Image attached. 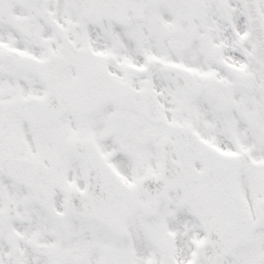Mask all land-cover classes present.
Listing matches in <instances>:
<instances>
[{
  "label": "snow or ice",
  "instance_id": "1",
  "mask_svg": "<svg viewBox=\"0 0 264 264\" xmlns=\"http://www.w3.org/2000/svg\"><path fill=\"white\" fill-rule=\"evenodd\" d=\"M0 264H264V0H0Z\"/></svg>",
  "mask_w": 264,
  "mask_h": 264
}]
</instances>
